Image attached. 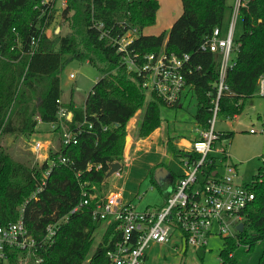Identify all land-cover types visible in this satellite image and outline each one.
<instances>
[{"label": "trees", "instance_id": "obj_1", "mask_svg": "<svg viewBox=\"0 0 264 264\" xmlns=\"http://www.w3.org/2000/svg\"><path fill=\"white\" fill-rule=\"evenodd\" d=\"M181 1L182 12L168 32L153 34L147 31L157 23L158 0H67L62 12L67 32L45 34L38 51L31 56V37L38 33L37 24L44 19L39 9L41 0H0V139L8 134L34 133L37 114L43 122L59 121L57 74L64 62L59 68L52 65L49 69H32L36 54L68 55V59L87 61L100 73L83 107H75L74 102L68 104L73 112L72 120L66 121L69 128L75 129L86 116H90L93 128L85 124L78 143L67 147L60 144L61 126L55 129L59 142L56 148L50 149L49 159L65 155L74 164L59 165L45 178L49 160L32 167L14 159L0 143L1 224L17 220L23 203L45 179L44 190L37 199L27 203L24 213L31 233L36 237L42 235L49 222L67 214L81 201L85 182L89 190L95 186L91 190L95 198L104 196L100 195L102 191L97 193L98 185L105 181L111 165L124 159L127 125L139 110L144 108L138 128L140 138L149 136L162 125L164 102L154 93L147 94L141 78L129 70L123 53L113 41L131 29H137L139 34L130 48L141 55L161 50L190 54L194 72L188 81L194 84L198 104L195 118L201 127L209 126L217 96L221 55L204 49L203 44L216 27L226 32L225 21L232 15L233 6L227 0ZM240 12L243 31L235 39L237 58L226 76L229 91L219 100L221 115L240 114L247 98L256 91L260 76L264 75V0H243ZM93 19L107 25L109 37H101L102 30L94 25ZM52 91L56 94L49 108L47 103ZM91 113L100 116L91 117ZM102 125L109 128L103 130ZM170 148L176 155L184 154L173 143ZM88 165L102 167L88 171ZM250 186L254 200L245 211L244 228L235 236L224 237L220 264H264V163ZM99 224L93 219L90 207L71 214L54 243L38 253L43 261L31 260L28 264H108L106 251L113 226L105 230L91 253ZM259 245L261 251L249 262L246 254ZM241 247L246 250L240 256ZM16 255L15 249L10 250V264H18Z\"/></svg>", "mask_w": 264, "mask_h": 264}, {"label": "built area", "instance_id": "obj_2", "mask_svg": "<svg viewBox=\"0 0 264 264\" xmlns=\"http://www.w3.org/2000/svg\"><path fill=\"white\" fill-rule=\"evenodd\" d=\"M242 1L237 0L226 33L216 27L203 44L204 49L221 55L217 96L211 108L212 117L207 128L199 129V136L193 141L191 149L181 155L183 172L175 180L164 204L142 210L132 201L125 202L119 191L95 198L96 194L91 191L95 186H91L89 190L85 185L88 183L85 182L81 201L67 214L49 222L44 233L36 237L27 227L24 213L27 203L33 198L37 199L44 190L46 180L43 179L31 197L23 203L17 220L7 225L0 223V264H10L12 249L17 251L18 264H28L31 260L42 262L43 258L38 255L40 250L54 243L58 231L69 221L71 214L89 207L97 222L113 218L108 226H113L106 251L108 264H146L147 252L152 244H165L173 237L179 241L173 247L180 251L182 246L206 248L208 239L214 235L235 236L239 232L237 226L243 222L245 211L254 200V192L250 184L238 181L237 165L219 144L221 133L216 130V122L221 111L219 100L229 91L226 76L235 62L230 61L231 51H237L238 48L234 31ZM66 4L67 0H41L39 9L42 10L44 19L37 24L38 33L31 37V56L38 51L45 34L53 36L61 32L60 26L59 31H55V23L57 14H62ZM93 23L102 30L101 37L110 36V30L106 29L104 22L93 19ZM138 34L137 29H131L113 39L118 51L123 53L129 70L136 72L141 78L142 87L147 94H156L169 107L181 104L184 97L187 98L188 94L192 95L194 92V84L188 81V76L194 72L190 54L177 55L161 50L141 55L130 48ZM70 77L74 78V73ZM257 91L264 97V75L258 80ZM57 103L58 116L67 120L69 110L63 106L61 98L57 99ZM85 124L89 129L93 128L88 116L75 129L64 127L61 134L62 146L78 143ZM108 128L109 125H102L103 130ZM251 132L254 130L251 129ZM33 145L37 153L46 147L42 140H36ZM128 161L125 159V163ZM66 164H74V160L65 155L49 159L45 178H48L55 167ZM101 167L102 165H88L87 170H98ZM120 170L116 172L117 175H120Z\"/></svg>", "mask_w": 264, "mask_h": 264}, {"label": "rangeland", "instance_id": "obj_3", "mask_svg": "<svg viewBox=\"0 0 264 264\" xmlns=\"http://www.w3.org/2000/svg\"><path fill=\"white\" fill-rule=\"evenodd\" d=\"M160 7L157 15V23L148 29V33L158 34L170 29L171 24L175 17L182 11L181 0H158ZM235 4V0H228ZM235 2V3H234ZM235 8V7H234ZM230 17L228 16L225 21V28L228 27ZM62 14H57L56 23L63 26V33H66L68 28L65 21H63ZM52 31V29H51ZM243 31V15L239 11L237 14L234 39H238ZM69 56H60L58 54L45 55L36 54L32 69H49L48 67L54 65L59 69L57 78L60 89V97L63 103H69L74 101L79 107L85 105V100L88 97L91 89L95 85L97 79L100 77L99 71L87 61H80L78 59H68ZM237 58V51L232 49L230 55V61L233 62ZM40 67V68H39ZM74 73L75 78H70V74ZM55 91H52L49 95L47 107L52 108V101L54 99ZM34 108V104H33ZM198 110V104L196 97L188 96L183 101L181 107H161V116L163 118L161 132L166 135L178 136L179 139L186 137L190 141L194 140V136L197 134L196 112ZM37 114V111H36ZM97 116L96 113H92ZM144 116V108L139 110L127 125V136L131 137V140L126 143L125 152L130 151V164H126L123 160L121 168V176L116 173L108 174L105 181L98 185L102 191L100 195L106 196L111 190L116 191L121 189L124 194L125 202L134 203L139 209H146L147 207H157L164 204V194L158 185H154L150 176V169L156 162H163L169 166L170 169L178 174L182 171L183 156L175 155L173 152L168 151L165 155V146L163 144V137L158 138L156 134L152 136L154 130L149 136L140 138L138 136V128ZM242 124L237 123L234 120H229V123H224L221 120L225 119L221 113L217 117L216 130L224 131L227 128L234 129L235 135L233 139L224 138L220 144L230 151H237L238 165L241 170L242 178L241 182L249 183L253 180L254 175L257 174L259 168L264 163V97L258 95L256 90L254 94L247 98L242 113H240ZM39 123V120H38ZM48 125V122L39 123L37 128L42 129ZM158 127V128H160ZM36 128V130H37ZM157 128V129H158ZM253 129L254 132L250 130ZM34 135V136H33ZM47 136L43 134H8L3 135L0 139L1 145L13 156L14 159L30 164L32 167L40 166L39 161H36L38 155L34 150L33 143L38 139H45ZM47 139V138H46ZM157 143L154 145V142ZM44 141V140H43ZM58 139L55 141L57 147ZM154 145V146H152ZM43 150V149H42ZM41 150V151H42ZM137 151V153H136ZM170 186V184H169ZM168 186V187H169ZM169 190V189H168ZM167 190V191H168ZM113 218H108L103 221L97 227L94 236L95 240L92 246L91 253H93L98 244L100 243L102 236L109 226ZM215 231L217 228L214 229ZM173 241V242H172ZM175 243L176 239L170 241ZM169 241L165 243L163 252H160V248L155 246L151 249L149 261H153V264H183V256L181 253L172 249V244ZM179 242V241H177ZM224 246V237L221 235H214L208 239V245L206 248H197L195 246H188L185 254L184 264H220V251ZM184 246H182V252ZM205 249V250H204ZM262 246H258L254 251L248 255V261L252 262L258 253L261 251ZM246 247L239 249L240 256L244 255Z\"/></svg>", "mask_w": 264, "mask_h": 264}, {"label": "crops", "instance_id": "obj_4", "mask_svg": "<svg viewBox=\"0 0 264 264\" xmlns=\"http://www.w3.org/2000/svg\"><path fill=\"white\" fill-rule=\"evenodd\" d=\"M236 1V3H237V0H235ZM227 3L228 4H230V5H232L233 6V9L232 10H234V7L236 6V3L235 4H231V3H233V2H229L228 0H227ZM239 11H240V9H239ZM238 11V12H239ZM159 12V11H158ZM182 12V11H181ZM232 13H233V11H232ZM181 14V13H180ZM179 14V15H180ZM178 15V16H179ZM177 17H175L174 18V20L176 19ZM231 19H232V15H231V17H230V21H231ZM174 20H173V22H174ZM230 21H229V23H230ZM173 22H172V24H173ZM172 24H171V26H172ZM61 27V29H60V31H63V26H61V25H57V27L55 28V31H59L58 30V27ZM228 26H229V24H228ZM66 28H68V27H66ZM171 28V27H170ZM227 29H228V27L227 28H224L223 30H226L227 31ZM53 30V29H52ZM50 32H52V31H50ZM226 33V32H225ZM71 78V77H70ZM75 78V77H74ZM58 79V78H57ZM258 87V86H257ZM256 90H257V88H256ZM192 94V93H191ZM195 96V91L193 92V94L192 95H190V94H188V96ZM259 95V94H258ZM187 96V97H188ZM59 97H60V95H59ZM61 98V97H60ZM87 99V98H86ZM184 100H186V98L184 97V99L182 100V103L181 104H179V105H177V107H181L182 105H183V101ZM62 102H63V100H62ZM71 102H74V101H71ZM85 102H86V100H85ZM70 103V102H69ZM69 103H67L66 104V102H64L63 103V106L67 109V110H69V114H68V119L67 120H72V117H73V112L70 110V108L68 107V104ZM75 104V103H74ZM75 107H79L77 104H75ZM175 107V106H174ZM242 113V112H241ZM97 114V113H96ZM95 117L92 113H91V117ZM98 116H100L99 114H97V118H98ZM224 116V118L225 119H222L221 121L222 122H224V123H229V120H234V121H236L237 123H240V124H242V119L240 118V114H235V115H232V116H230V115H223ZM59 117V116H58ZM90 117V116H89ZM35 118L37 119V121L39 120V123H44L43 121H42V119H41V117L37 114V115H35ZM67 120H65L64 118H60L59 117V121H56V122H48V125H46V126H44L42 129H38L37 127V130L34 132V133H32V134H36V133H38V134H43L44 136L46 135L47 137V139L45 138V139H43L44 140V143H45V148L42 150V151H40L39 153H41L40 155H38V158H37V160L36 161H39V163H40V165L42 164V163H44V162H46V161H48L49 160V151H50V149L51 148H56V145H55V140H56V135H55V129H56V127H58V125L59 126H61V132H60V144L62 145V143H61V134H62V131H63V129H64V127H66L67 126V123H66V121ZM100 120H102V121H105V120H103V119H100ZM38 123V124H39ZM38 124H37V126H38ZM195 124H196V130H197V134L194 136V140H196L197 138H198V136H199V129L201 128V126L197 123V121L195 122ZM162 126V125H161ZM161 127L160 128H158V129H156L155 131H154V133H152V136L154 135V134H156V138H157V140H160V139H158V138H161V137H163V144H164V146H165V151L166 152H164V155L168 152V151H171V152H173L172 151V149L170 148V143H173L176 147H178L180 150H182L183 152H185V151H189L190 149H191V145H192V143H193V141L194 140H192V141H190L189 139H187L186 137H184V138H181V139H179L178 138V136H171V135H166L164 132H161ZM232 130H234V129H231V128H227V129H225L224 131H221V130H219L218 132H220L221 133V139H220V141H219V144H220V142H221V140L222 139H224V138H227V139H233L234 138V135H235V131H232ZM251 131V130H250ZM34 136V135H33ZM37 140H42V139H40V138H38ZM42 140V141H43ZM130 140H131V137H130ZM157 140L154 142V145L157 143ZM126 143H128V142H126ZM154 145H152V146H154ZM218 145V144H217ZM219 146V145H218ZM220 146L221 147H223L228 153H229V155H230V159H231V161L233 162V163H235L236 165H237V169H238V173H239V179H238V181L239 182H241V178L243 177L242 176V174H241V170H240V168H239V163H238V161L240 160V159H238V155H237V151L235 150H233V152L232 153H230V151L227 149V147H224L223 145H221L220 144ZM136 153H137V151H136ZM174 153V152H173ZM130 151H128L127 150V152H125V155H124V161H125V159H128L129 161H128V163H126V164H130ZM175 154V153H174ZM185 154V153H184ZM176 155V154H175ZM182 154H179L178 156H181ZM123 160H121V161H116V162H120V164H121V168H122V162H123ZM263 160H264V158H263ZM158 168H165L167 171H164L163 169H160L159 171H158V173H156V170L158 169ZM117 172V171H116ZM115 172V173H116ZM183 172V169H182V171L181 172H179L178 174H176V173H174L171 169H170V167L169 166H167V165H165L163 162L161 163V162H156L155 164H153L152 166H151V169H150V176H151V180H152V182L154 183V185H158L159 187H160V189H161V191L163 192V194H164V197L166 198V196H167V194L169 193V191H170V189L172 188V186H173V184H174V182H175V180L177 179V177L178 176H180L181 175V173ZM117 174V173H116ZM122 174H121V170H120V175L119 176H121ZM255 176V175H254ZM252 182V181H251ZM251 182H249V183H245L244 181H243V184H250ZM242 183V182H241ZM169 184H170V186H169ZM169 186V187H168ZM169 189V190H168ZM168 190V191H167ZM113 190H111L110 192H112ZM116 191H119V192H121V194H122V197H123V199H124V194H123V191L121 190V189H118V190H116ZM125 200V199H124ZM173 240V239H172ZM171 241V240H170ZM169 241V242H170ZM178 240L176 239V242H177ZM173 242V241H172ZM175 242V243H176ZM175 243H169V244H172V246H171V248L172 249H175L174 247H173V245L175 244ZM155 246H157V247H159L160 248V252L162 253L163 252V250H164V248H165V244H152V246L149 248V250L151 251V249H153ZM149 250H148V252H147V258H146V264H149L148 263V259L150 258V252H149ZM182 250V249H181ZM180 250V251H181ZM177 252H179V253H181L182 254V256H183V261H182V263L184 264V261H185V254H186V252H187V247L185 246L184 247V249H183V251L182 252H180V251H178V250H176ZM150 262V264H153L154 262L153 261H149Z\"/></svg>", "mask_w": 264, "mask_h": 264}, {"label": "water", "instance_id": "obj_5", "mask_svg": "<svg viewBox=\"0 0 264 264\" xmlns=\"http://www.w3.org/2000/svg\"><path fill=\"white\" fill-rule=\"evenodd\" d=\"M129 140H130V136H127L126 142H128ZM120 169H121V164H120V162H114V163L111 165V169H110V171H109V174H113V173H115L116 171H118V170H120ZM160 169H163L164 171H167L165 168H158V169L156 170V173H158V171H159ZM243 228H244V223H243V222L239 223L238 226H237V229L241 232V231L243 230Z\"/></svg>", "mask_w": 264, "mask_h": 264}]
</instances>
